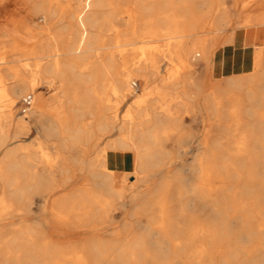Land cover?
<instances>
[{"label": "bare ground", "instance_id": "6f19581e", "mask_svg": "<svg viewBox=\"0 0 264 264\" xmlns=\"http://www.w3.org/2000/svg\"><path fill=\"white\" fill-rule=\"evenodd\" d=\"M31 1L34 2V9L42 15L43 26L41 31L36 32L29 27H23L19 22L17 25L23 32L22 36L29 40L55 23L53 19L56 14H64L67 10L62 5V0ZM135 1L136 4L129 5L128 9L111 14L112 18L117 16L126 21L129 27V32L124 37L121 35L113 38V45H107L104 40L92 36H84L78 31L75 39L69 36L61 38V45L57 44L49 53L40 56L41 60L38 62H31L34 48L26 47L20 39H12L13 47L10 51L26 58L19 56L12 63L0 62V150L14 125L12 108L16 103L15 95L28 92L35 93V105L30 111L43 134L47 138H61L59 148L78 149V155L73 160L64 157L60 151L54 159L51 156L45 158V154L38 157L26 154L18 158L13 155L18 151L16 148H11L8 156L0 157V264H150V261L160 264L168 253L177 258L171 260L173 264L176 261L180 264H213L216 253L224 247L223 238L229 235L231 218L246 223L251 220V216L264 215V197L256 187L261 175L260 162L258 164L257 161L264 158L257 153V144L260 141L256 139L258 130L264 134V110L259 113L257 107L264 105V0H234V5L230 8L225 0ZM105 4L113 5L114 1H93L95 6ZM9 5L10 0H0V10ZM233 10L238 12L235 16ZM72 14L76 15V12ZM5 18L9 20V24L12 15ZM112 18L107 19V23L109 29L114 31L117 28ZM99 21L98 17H81L79 25H95ZM231 28L235 31L228 41L234 45V54H221V51L218 54V38ZM200 30H213L212 33L215 34L206 38L198 37ZM147 39L164 41L165 48L159 44L140 45L134 47V50H140L136 51L137 55H134L135 51L130 53L129 46ZM210 41L212 42L209 43ZM0 53L2 59L8 56L6 45L0 47ZM116 53L126 59L132 55L131 66L126 65L118 70L115 63ZM162 55L170 59L178 58L181 62L168 77L172 80H163L162 85L157 86V89H162L161 86L181 88L180 93L165 92V89L159 92L160 101H166L168 105L175 102L187 109L191 107L194 97L188 87L194 75H197L194 63L197 57L205 61L217 56L218 60L221 57L219 61H222L223 68H231L232 71L226 76V81L220 82L216 87L218 91H213L209 98L213 99L215 111L218 113L222 106L217 96L225 94L227 106L224 111L226 115L223 117L227 116L232 120L225 125L234 127L240 136L235 141L234 156L246 159L244 165L248 166V170L245 176L234 162H218L219 155L229 153V149L225 145L222 148L216 146L220 139H216L214 131L211 130L208 135L213 140L208 152L191 165L198 181L192 183V188L190 186L191 203H187L191 205L196 200L199 201L210 211H206L209 214L207 218L204 214H199L201 217L193 214L191 216L194 211L187 213L185 204H171L168 195L169 182L163 181L154 188L155 193H162L158 198L155 195L148 199L141 198L139 194L142 189L138 193L141 184L146 187L142 192L149 191V184L152 183L153 176L157 175L153 169L163 165L158 154L162 149L155 150L151 144L158 142L159 136H169L171 127L177 126L179 118L171 112L169 106L164 111H157L148 103V95L136 98L131 107L135 115L131 116V120L126 119L132 124L127 122L121 125L122 128L130 129V134L110 143L109 147L115 150L130 147L131 138L139 139L141 146H137L138 153L132 157V164L135 166L132 175L117 168L115 160H120L121 157L108 153L109 159L104 163L96 160L87 162L86 152L79 148L84 139L92 138L98 132H109L116 127L115 122H111V117L103 113V103L99 97H81L79 91H69L66 97L67 109L46 108L44 89L53 84L52 77L56 78L55 85L57 79H61L71 88L97 83L98 79L107 77L106 82L91 87L90 90H94V93L97 89L105 90L109 101L112 96L121 104L127 100L131 91L133 73L138 76L137 72H141V76L150 82L157 72V58ZM221 63L214 64L219 66ZM216 68L215 74L220 81L224 77L220 68ZM196 86L198 88V84ZM94 101H98V106L92 111L90 105ZM88 111L94 117L91 123L82 121ZM243 112L251 118L257 116L256 120L252 123L245 122ZM129 117L128 113L126 118ZM25 126L26 119L17 123L15 139L24 132ZM119 165L123 167L122 163ZM229 166L233 168V174L238 181L231 182L235 190L226 194V180L230 177V171H224L223 168ZM37 167L42 170L38 171ZM71 167H78L81 171L89 168L86 185L83 184L88 176L83 184L80 183L83 188L79 187L77 193L56 195L77 175L76 171L70 170ZM101 167L105 169L102 170ZM130 177L134 180H130ZM241 184L253 194L243 191ZM175 187L177 193L181 194L182 188L177 183ZM219 193L229 196L230 208L218 196ZM36 194L40 195V201L36 199ZM138 199L141 200L140 205L136 203ZM32 205L50 213L51 218H46L43 225L36 222L34 226L25 224L29 221ZM118 205L121 208H136L139 205L138 212L148 219L142 220L141 216L138 221L150 229V234L127 237L118 235L116 242L105 240L108 234L104 231L111 229L116 215L114 211ZM230 209L234 214H231ZM18 222L24 224L19 225ZM125 238L127 239L123 242ZM153 247L155 252H152ZM116 251L119 254L117 252L114 255ZM24 255L32 260L24 261Z\"/></svg>", "mask_w": 264, "mask_h": 264}, {"label": "rangeland", "instance_id": "374dc122", "mask_svg": "<svg viewBox=\"0 0 264 264\" xmlns=\"http://www.w3.org/2000/svg\"><path fill=\"white\" fill-rule=\"evenodd\" d=\"M36 1L40 2V0ZM93 1L94 0H62V5L66 6L67 9L64 14H56L53 19V21H56L55 23H53L47 30H44V32H42L34 39L29 40L22 36L23 32L20 29V26L17 24L20 22L23 27H29L36 32L41 31L43 26L42 15L38 13L36 9H34V2H32L31 0H10L9 7L0 10V19H3V21L0 20L1 22H3L2 24H0V47L6 45V50L9 51L8 56L5 59L1 58L3 56L0 53V62H11L14 58H17L19 56H21L22 58H26L22 54H14L13 51H10V48L13 47L12 39H20L26 47L34 48L33 56H29L31 62H38L39 60H41L40 56L44 55L49 50H52L53 48L57 47V44L61 45V38L69 36L72 37V39H75L78 36V31H81L82 35L84 36H92L100 40H104L107 45H113V38L121 35L122 37H124V35L127 34L126 32H129V27L126 24V21L124 22L120 20L117 16H114V18H112L111 14L115 12L117 13L119 10L128 9V6L136 4V1L113 0V5L105 4L103 6H95L93 5ZM225 1L227 2V7L229 8L234 5V0ZM72 12H76V15H73ZM237 13L238 12L236 10H233V16H235ZM8 15H12V19H14H10L11 22L9 24H7L9 20L5 18ZM125 15L127 16V12L125 13ZM81 17H90L91 19L98 17L100 21L95 25H90L87 23V25L81 26L79 25V19H81ZM110 18H112V22L117 28L114 31L109 29V24L107 23V19ZM208 31L206 32L200 30L197 36L206 38L211 37L215 34L212 33L213 30ZM234 31V28L228 29L224 34H222L218 38L219 45L216 48V52H218V54L219 51H221V54H223V52L224 54L226 53V55L228 53L234 54V45L232 42L228 41ZM211 42L212 41H210L209 43ZM164 43V41L147 39L142 43L137 42V44L129 46V48H131L130 53H133L134 51L136 53L137 50L140 51L139 49L134 50V47L140 45L150 46L152 44L151 46H155L159 44V46L165 48L163 47ZM116 54L117 55L115 63L118 70L126 65L131 66L132 55L130 56V58L126 59L124 57L122 58V56L118 55V53ZM134 55H137V53ZM217 58L218 56L215 58H211V60L209 61H205L202 60L201 57H197V59L194 61L196 65L195 74L197 72V75H194L192 83L189 86L190 88L188 87V90L192 92V95L194 97V100H192L191 102L193 104H191L192 108L190 107L189 109L175 102H172V104L168 105V102L165 101L162 103L160 101L159 92H163V89L166 90L165 92L179 91L178 93H180L181 91V88H179V90L177 86H169L165 88L161 86L162 89H157L158 85H162L161 83L163 80H172L168 77L172 75V73L179 67V65H181V62L178 58L170 59L165 55L159 56L157 58V72L153 75L150 82H147L146 79L141 76V72H137L138 76L137 74L135 75V73H133V83L131 86V91L127 95V100L121 104L118 103L116 101V98L112 96L110 97L111 99L109 101V96L107 95L105 90L97 89L98 92L96 91V93H94V90H90L91 87L94 88L98 84L106 82L107 77L98 79L97 83H89L87 84V86H81L78 88H71L70 86L66 85L61 79H57V85H55L54 80H56V78L52 77L53 79H51L53 84H51L49 88L44 89V100L46 101V108H49L51 110L52 108L67 109L68 103L66 97L67 92L69 91H79L81 97H99L103 103V113L111 117V122L114 121L116 127L109 132H98L92 138L84 139L79 144V148L84 149V151L86 152L85 160L87 162L96 160L98 162L104 163L109 159L107 158L108 153L112 156L121 157L120 160H115L118 165L117 168H122L125 170V172H129L128 175H132L135 171V166L132 164V157L136 156L138 153L137 146H141V143H139L138 141L139 139L136 137L131 138L130 140L132 141V145L130 147L121 149L117 148L115 150L109 147L110 143L119 138L127 137L130 134V129L122 128L121 125L127 122L129 124H132L130 123L131 121H126V119L131 120V116L135 115V111L131 109V107H133L136 98L148 95V103L152 106V108H155L157 111H164V108L169 106V108L172 109L171 112L179 118L177 121V126L175 128L171 127L172 132L169 136H159L158 142H156L155 144H151L155 148V150L158 148L162 149L158 152V154L161 157V161H163V165L153 169L157 173V175L153 176L152 183L149 184V191L147 193L142 192L145 190L144 188L146 187L141 184L138 193L142 189V193L140 192L139 194L141 198L148 199L149 197H154V195L158 198V196H160L159 194L162 193H155L154 188L157 187V185H159L163 181L169 182L168 185L170 187V190L168 191V195H170L171 204H185V206H187L186 212L190 211L189 213H191L192 211H194L190 214L191 216L192 214L196 216H198L199 214H204V217L207 218L209 215L208 213H210V211L208 210V212L207 208L204 207L199 201L196 200L193 204H188L191 203L189 199L192 196V191L190 190L192 188V183L198 181V176L195 174V170L191 168V165H193L194 161L198 157L208 152V149L212 144L211 140H213L212 137L208 135V133L212 130L214 131V137L216 139H220V142L216 144L217 147L222 148V146L225 145V147L229 149V153L224 152V155H219L218 162H234L237 167L241 168V171L244 173L245 176L248 170V166L245 167L244 165L246 159L234 156V153L236 152L235 141L240 136L237 135L234 127H226L225 125L232 122V120H230V118H228L227 116L225 118L223 117V115H226L224 111L227 106L225 94L222 93L217 96V100H220L222 106L218 113L215 111L216 109L213 103V99L209 98L213 91H218L216 87L219 85V83L225 82L226 76H229V74L232 73L231 68H223V65L221 63L222 61H219L221 60V57L218 60ZM214 63L221 64L218 66ZM214 65L217 66V68ZM215 68H220L219 70L221 71L222 76L224 77L220 81L217 77V74H215ZM3 73L7 75V72L4 71ZM154 76L155 79H153ZM197 84L199 89L196 86ZM217 94H219V92ZM15 97L16 103L12 108V112L14 115V125L10 128L8 136L5 137L6 143L0 150V157L8 156L10 149L16 148L18 151L16 153H13V155L18 156V158H22L26 154H30L33 157H38L40 156V154H45V158H49L51 156V158L54 159L55 157H57V153L60 151V153L63 154L64 157H68L71 158L70 160H73V158L78 155V149H65L63 147L59 148L61 138H47L40 129L39 123L34 117L31 116L32 111H30V109L32 110L35 105V93L28 92V94L15 95ZM97 102L95 103L94 101V103L90 105L92 111L97 108ZM257 107L259 113L264 110V105H259ZM128 113L130 114V117L126 118ZM243 117L246 118L245 122L248 121L252 123L254 120H256L257 116L255 118H251L243 112ZM22 119H26V126L23 130L24 132L18 138L15 139L14 134L16 132V125ZM93 120V114L89 111L86 112V115L82 119V121L86 123H91ZM256 139L260 141L257 144V153L258 155L264 157V134L260 130L256 132ZM102 155H105V157H102ZM263 159L264 158H261L260 161H257L258 164L260 162L259 165L261 169V175L257 180V182L259 181V183L256 184V187L258 188L260 195L264 197ZM120 163H122L123 167L119 165ZM37 169L38 171L42 170L39 167H37ZM100 169L103 170L105 168L101 167ZM223 169H225L224 171H230V177L226 180L228 182L226 194H229L235 190V186L231 185V182L236 183L238 181V178L234 176L232 167L229 166ZM70 170L76 171L77 175L62 190L58 191L56 195H58L59 193L60 196H62L61 193H63V195L77 193V190L83 188V185H86L85 183H87L89 179V168H84V170L81 171L78 167H71ZM85 179L86 182H84ZM130 180H134V178L130 177ZM181 181L183 182L182 184ZM80 183L83 185H81ZM176 183L182 188L181 194L177 193L178 191L175 187ZM240 187L243 191H246V193L248 191L249 193L250 189L248 190V188L243 186V184H241ZM74 189L76 190L74 191ZM250 193L252 192L250 191ZM218 196L221 197L223 202L226 201L227 206L230 208L231 200L229 196L225 194L220 195V193ZM36 199L40 201V195L36 194ZM140 201L141 200L138 199L137 202H135L139 203L140 205ZM139 205L136 206V208L138 207L137 210L135 206H130L129 208H121L119 205V207L117 206V209L114 211L117 216L115 215V218L113 219V224L110 227L112 230L109 229L108 231H104L106 234H108V238H106L105 240L108 241V239H111L116 242V238L118 235L127 237L129 235L132 236L134 234H150V229L146 228L144 226V223H140V221H138L142 216L138 212V210H140ZM192 205H194V207ZM31 209L32 212L28 216L29 221L25 224H30L31 226H34V223L36 222L39 225H43L45 223L44 221L46 218H51L50 213L43 212L34 205L31 206ZM201 211H207L208 213H202ZM231 214H234L233 210H231ZM199 216L201 217V215ZM263 217V214H261V216H251V220L246 223L242 222L240 219L231 218V220H229L228 226L229 235L227 236V238H223L222 245L224 247L216 253V259H214L213 264H264V226H262V221L264 219ZM141 218L142 220L148 219L144 216H142ZM18 224L20 225L24 223L18 222ZM248 232L250 233V235ZM126 239L127 238L123 239V242ZM155 250L156 249L153 247L152 252H155ZM118 251L114 252V255H117L116 253ZM174 257H172L170 253H168L162 259V262L160 264H173V261L171 262V260ZM23 258L24 261L26 259L32 260L27 255H24ZM174 260H177V258L175 257ZM176 262L177 263L175 264H180V262ZM22 264L25 263L23 262ZM150 264L156 263L150 261Z\"/></svg>", "mask_w": 264, "mask_h": 264}]
</instances>
